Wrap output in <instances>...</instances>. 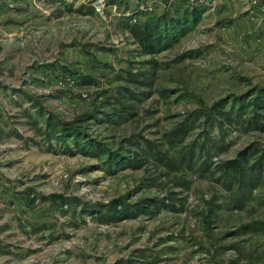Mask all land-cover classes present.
<instances>
[{
	"label": "rangeland",
	"instance_id": "1",
	"mask_svg": "<svg viewBox=\"0 0 264 264\" xmlns=\"http://www.w3.org/2000/svg\"><path fill=\"white\" fill-rule=\"evenodd\" d=\"M0 264H264V0H0Z\"/></svg>",
	"mask_w": 264,
	"mask_h": 264
},
{
	"label": "trees",
	"instance_id": "2",
	"mask_svg": "<svg viewBox=\"0 0 264 264\" xmlns=\"http://www.w3.org/2000/svg\"><path fill=\"white\" fill-rule=\"evenodd\" d=\"M146 42H149V40L148 39L144 40V43H146Z\"/></svg>",
	"mask_w": 264,
	"mask_h": 264
}]
</instances>
